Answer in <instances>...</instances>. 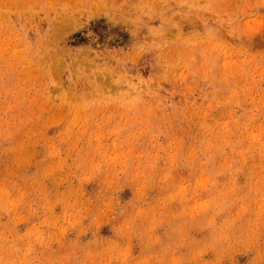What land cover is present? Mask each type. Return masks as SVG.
Masks as SVG:
<instances>
[{
  "label": "rangeland",
  "instance_id": "1",
  "mask_svg": "<svg viewBox=\"0 0 264 264\" xmlns=\"http://www.w3.org/2000/svg\"><path fill=\"white\" fill-rule=\"evenodd\" d=\"M0 264H264V0H0Z\"/></svg>",
  "mask_w": 264,
  "mask_h": 264
},
{
  "label": "bare ground",
  "instance_id": "2",
  "mask_svg": "<svg viewBox=\"0 0 264 264\" xmlns=\"http://www.w3.org/2000/svg\"><path fill=\"white\" fill-rule=\"evenodd\" d=\"M61 18V17H60Z\"/></svg>",
  "mask_w": 264,
  "mask_h": 264
}]
</instances>
